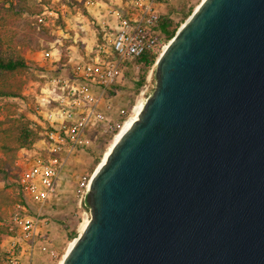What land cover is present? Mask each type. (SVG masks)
Returning a JSON list of instances; mask_svg holds the SVG:
<instances>
[{
  "label": "water",
  "instance_id": "95a60500",
  "mask_svg": "<svg viewBox=\"0 0 264 264\" xmlns=\"http://www.w3.org/2000/svg\"><path fill=\"white\" fill-rule=\"evenodd\" d=\"M154 78L62 264H264V0H202Z\"/></svg>",
  "mask_w": 264,
  "mask_h": 264
},
{
  "label": "built area",
  "instance_id": "2783aa9c",
  "mask_svg": "<svg viewBox=\"0 0 264 264\" xmlns=\"http://www.w3.org/2000/svg\"><path fill=\"white\" fill-rule=\"evenodd\" d=\"M170 1L87 0L88 6L99 10L95 15L98 39L91 51L66 61L53 50L43 51L38 69L41 80L22 98L42 137L13 179L23 202L11 213L14 234L0 245L1 264H41L58 256L51 210L62 198L65 166L76 154L99 152L133 115L139 100L129 89L140 80L136 59L147 50L161 53L170 42L159 26ZM58 17L46 7L36 19L49 26ZM90 180L82 177L75 189L79 209L86 207ZM81 217L88 221L89 210H83Z\"/></svg>",
  "mask_w": 264,
  "mask_h": 264
},
{
  "label": "trees",
  "instance_id": "16d2710c",
  "mask_svg": "<svg viewBox=\"0 0 264 264\" xmlns=\"http://www.w3.org/2000/svg\"><path fill=\"white\" fill-rule=\"evenodd\" d=\"M49 1L44 0V3ZM72 4L80 3L78 0H72ZM41 11L42 7L33 5L31 0H3L0 6V99L23 98L25 85L33 74L25 57L27 50L31 49L30 44L26 38L17 42L18 31L7 30L6 27L18 24L26 17L25 15L33 16ZM173 11L175 9L170 8L161 16L159 23L166 40H171L179 28L175 20L171 18ZM27 23L31 24V22ZM42 28L44 32H49L48 28L44 26ZM32 29L35 30L36 27ZM31 37L33 39L32 35ZM48 39L51 41L53 37L50 36ZM38 46L39 43H36L35 48ZM158 55V51L147 50L136 59L140 65L139 87L145 83L148 71L154 66ZM62 59L66 61L67 56L63 55ZM6 103V112L0 106V115L4 113L2 117L0 116V179L5 182L4 186L0 187V245L5 237L14 234L11 229L10 216L16 204L23 202L21 195L17 193L16 183L13 181L16 177L14 172L18 169V153L21 150L33 149L42 137L41 127L34 125L25 114L17 115L15 103L7 101ZM100 161L101 158H97L95 165L97 166ZM77 236V230L69 233V238L72 240ZM1 262L0 258V264Z\"/></svg>",
  "mask_w": 264,
  "mask_h": 264
},
{
  "label": "rangeland",
  "instance_id": "374dc122",
  "mask_svg": "<svg viewBox=\"0 0 264 264\" xmlns=\"http://www.w3.org/2000/svg\"><path fill=\"white\" fill-rule=\"evenodd\" d=\"M86 1L87 0H78L80 4H72V0H50L47 3H44V0H31V3L33 5L42 7V11L40 13H42L43 10L47 7L50 10L55 11L59 17L54 18V21H49L50 25L47 26L37 23L36 16L40 13L33 16L25 15L26 17H24L18 24L12 26L9 25L6 27L7 30L10 29L12 31H18V39L16 40L17 42L22 41L24 38H26L27 42L31 46V49L27 50L25 57L28 64L33 70V74L25 85L24 92L31 89H36L37 83L40 82L39 80H41V78L38 76V74L40 73L38 72V69L40 68L39 66L41 64L42 53L44 50L54 51L55 47H57L59 48V52L62 56L64 55L65 57H68L69 52L67 49V40L69 39L67 38H70L69 35H73L74 32L66 29L64 18H69L72 15L77 14V12H79L81 15H87L88 12L86 9ZM201 1L202 0H172V2L170 1V3H168L167 7L164 10L168 11L172 7L175 9V11L172 12L171 16H173V19L180 28L181 25L195 10V8L201 3ZM2 3L3 0H0V6L2 5ZM186 13L188 15L185 16L184 14ZM27 22H31V24H28ZM43 26L45 28H48L49 32H44L42 28ZM33 27H36V29L33 30ZM65 34L68 37H65ZM31 35L33 36V39ZM50 36L53 37L51 41H49L48 39V37ZM36 43H39V46L37 48H35ZM154 68L155 64L148 71L146 81L143 86L139 87L137 83L133 86V88L129 89L130 91H135L138 100L143 101V99H146L152 93L155 85ZM6 101L16 104L15 110L17 115L25 114L28 117V111L24 108L22 98H9L5 100L0 99V106L5 112V107L7 105ZM143 102H145V100ZM2 114L4 113H1V117L3 116ZM111 140L112 138L107 141V143L101 148L99 152H96L95 154L83 153L78 154V156L76 154L75 160H69L67 162L63 174L64 178L61 184L62 198L59 201L57 207L51 210L53 246L57 250L58 256L53 261H49V259H46L41 264H58V262L68 249L70 242L72 241V239L69 238V233L73 230H77V233L79 234L80 225L83 222L81 217L82 211L85 209L88 210V208H78L75 189L77 188V184L80 182L82 177H92L94 171L96 170V167L98 166L95 165L96 159L99 157L102 159L105 151L108 149ZM30 152L31 150L25 152H22L21 150L18 153V169L14 172L16 176L22 171L24 166L27 165L22 162ZM4 184L5 182L0 179V187H3Z\"/></svg>",
  "mask_w": 264,
  "mask_h": 264
},
{
  "label": "crops",
  "instance_id": "0c3cea01",
  "mask_svg": "<svg viewBox=\"0 0 264 264\" xmlns=\"http://www.w3.org/2000/svg\"><path fill=\"white\" fill-rule=\"evenodd\" d=\"M86 9L88 12L87 15H81L77 12V14H74L69 18H64L66 29L74 32L73 35H69L70 38H67L69 39L67 40V49L69 52L68 57L72 60L85 57L94 47L98 39V27L95 23V15L99 13V10L93 6H88L87 4ZM64 36L68 37L66 34ZM59 51V48L55 47L53 51L55 56L61 55ZM25 151L29 150H22V152ZM6 241L7 239H4L3 243L5 244Z\"/></svg>",
  "mask_w": 264,
  "mask_h": 264
},
{
  "label": "bare ground",
  "instance_id": "6f19581e",
  "mask_svg": "<svg viewBox=\"0 0 264 264\" xmlns=\"http://www.w3.org/2000/svg\"><path fill=\"white\" fill-rule=\"evenodd\" d=\"M198 7V6H197ZM196 7V8H197ZM166 48V47H165ZM164 48V49H165ZM144 102L139 100L134 111H133V115L127 120V122L124 124V126L121 128V130L115 135V137L111 140L108 149L105 151L101 161L99 162L98 166L96 167L99 168L104 161L106 160L108 154L110 153L113 145L119 140V138L122 136V134L129 128V126L137 119L138 113L140 112V110L143 107ZM88 221H84L82 222V224L80 225V233L84 230V228L86 227ZM75 240H72L68 246V249L66 250V252L64 253V255L62 256V258L60 259V261L58 262V264H62V261L64 259V257L66 256V254L68 253V251L71 249V247L73 246Z\"/></svg>",
  "mask_w": 264,
  "mask_h": 264
}]
</instances>
